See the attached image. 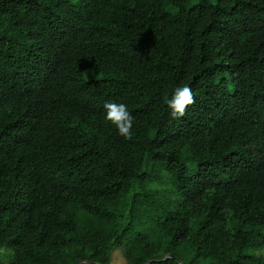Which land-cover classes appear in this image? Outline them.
<instances>
[{
  "label": "trees",
  "instance_id": "16d2710c",
  "mask_svg": "<svg viewBox=\"0 0 264 264\" xmlns=\"http://www.w3.org/2000/svg\"><path fill=\"white\" fill-rule=\"evenodd\" d=\"M0 248L264 264V0H0Z\"/></svg>",
  "mask_w": 264,
  "mask_h": 264
},
{
  "label": "clouds",
  "instance_id": "9594fccd",
  "mask_svg": "<svg viewBox=\"0 0 264 264\" xmlns=\"http://www.w3.org/2000/svg\"><path fill=\"white\" fill-rule=\"evenodd\" d=\"M163 102L173 119L185 116L186 110L194 103L193 92L189 86L176 87L170 96L165 95ZM104 119L115 127L118 134L127 140L133 136L134 118L125 103L105 102Z\"/></svg>",
  "mask_w": 264,
  "mask_h": 264
},
{
  "label": "rangeland",
  "instance_id": "374dc122",
  "mask_svg": "<svg viewBox=\"0 0 264 264\" xmlns=\"http://www.w3.org/2000/svg\"><path fill=\"white\" fill-rule=\"evenodd\" d=\"M198 0H190V4L197 3ZM14 259V254L9 248H0V263H9ZM89 264V263H82ZM112 264H127L123 248L117 249L113 254Z\"/></svg>",
  "mask_w": 264,
  "mask_h": 264
},
{
  "label": "water",
  "instance_id": "95a60500",
  "mask_svg": "<svg viewBox=\"0 0 264 264\" xmlns=\"http://www.w3.org/2000/svg\"><path fill=\"white\" fill-rule=\"evenodd\" d=\"M173 258H176L175 256H172ZM177 259V258H176ZM180 263H182L179 259H177ZM78 264H82V262H80V263H78ZM89 264H97V263H94V262H91V263H89ZM147 264H149V263H147Z\"/></svg>",
  "mask_w": 264,
  "mask_h": 264
}]
</instances>
